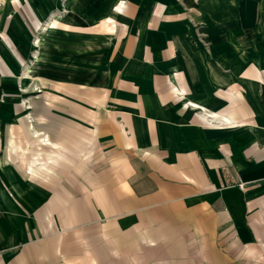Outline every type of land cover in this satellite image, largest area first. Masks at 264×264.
Here are the masks:
<instances>
[{"label":"crops","instance_id":"1","mask_svg":"<svg viewBox=\"0 0 264 264\" xmlns=\"http://www.w3.org/2000/svg\"><path fill=\"white\" fill-rule=\"evenodd\" d=\"M0 201V264H264V0H0Z\"/></svg>","mask_w":264,"mask_h":264},{"label":"rangeland","instance_id":"2","mask_svg":"<svg viewBox=\"0 0 264 264\" xmlns=\"http://www.w3.org/2000/svg\"><path fill=\"white\" fill-rule=\"evenodd\" d=\"M110 79V76L108 74V69H107V65H104V71H103V85H104V90L108 88V81ZM111 104L109 102H106L105 103V107H104V110H110L111 109ZM33 135L35 137H37V133L35 131H33ZM110 138V137H108ZM43 144H48L49 141L46 139V138H41L40 140ZM59 151H52L50 154L52 156V154H58ZM128 158L127 161H128V164L130 165V167H128V172L126 173V168L123 167V165H121V163H107V164H104V161H110V160H115V159H120V158ZM48 159H52V157H49ZM102 159H103V175L104 177L106 176H113L114 180H117L115 179L116 176H124V177H128L127 174H134L136 175V179L135 181L136 182H139L140 181V186L142 187L143 186V181L142 179H140L139 177L143 176V165H142V160L139 159V157L135 156L132 152H126V151H117L116 148H115V144H108V145H104L103 149H102ZM52 162V160H50ZM113 164V165H112ZM45 165V164H44ZM49 166V167H48ZM51 167V168H50ZM46 168H49L50 170H53V165H48V163H46ZM62 174V172H61ZM97 174H98V169H97ZM111 174V175H109ZM64 200L62 198H48L46 200L42 199L41 197H38V198H33V199H29V200H26L24 199L22 204H23V207H28L27 205H31L32 202H33V205H35L38 210L43 213H45V210L48 211H52L53 213L55 214H48L50 215V218L51 221L54 223L56 222L55 221V216L56 217H59V214L61 211H62V202ZM47 202H53L54 203V208L52 210L51 207H47L46 203ZM1 203V201H0ZM71 203L74 204L76 203L77 206H78V209L76 210L75 212V216H77L79 218L80 216V213L83 214V217L84 219H86L87 217H90L92 216V209L95 207V205H97V202L95 199H79V198H73L71 199ZM81 204V206H80ZM59 208H57L56 206H59ZM89 206H91V209L89 208ZM43 215V214H42ZM49 216H47L48 218ZM173 229H174V226H172ZM84 233V232H83ZM174 233V232H172ZM89 238V237H88ZM95 236L94 234L92 235V238H89L91 242H93V240H95ZM120 244H123L125 245V242H121L119 241ZM121 246V245H120ZM119 246V250H118V256H119V263L118 264H133L131 263L133 261V259L135 258L140 264H155L153 263V260L154 259H157L159 257V255H165V257H167L168 259L170 257H172L173 255H175L176 253H179L178 251L176 252V247L175 246H167L163 249L160 250L159 254H157L156 252H153L152 250L151 251H148V255H147V261L144 263L142 260H143V257L140 258V255H138V258H136V255H135V251L133 250V248H124V247H120ZM137 250L139 248H136ZM178 250H181L182 251V248L180 247ZM76 251V250H75ZM83 253H85V251H87L88 253L87 254H90L91 252L94 251V248H88L87 246L84 247V249H82ZM139 251V250H138ZM140 254V253H139ZM181 254V252L179 253ZM86 255V254H84ZM82 255V256H84ZM172 255V256H171ZM138 262H136L135 264H139ZM165 264H176V263H173L171 261H167L165 262ZM178 264H185V263H178Z\"/></svg>","mask_w":264,"mask_h":264}]
</instances>
